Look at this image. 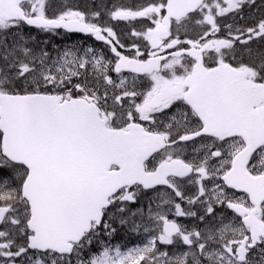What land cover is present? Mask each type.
I'll list each match as a JSON object with an SVG mask.
<instances>
[{
  "label": "snow or ice",
  "instance_id": "obj_1",
  "mask_svg": "<svg viewBox=\"0 0 264 264\" xmlns=\"http://www.w3.org/2000/svg\"><path fill=\"white\" fill-rule=\"evenodd\" d=\"M0 264H264V0H0Z\"/></svg>",
  "mask_w": 264,
  "mask_h": 264
},
{
  "label": "flooded vegetation",
  "instance_id": "obj_2",
  "mask_svg": "<svg viewBox=\"0 0 264 264\" xmlns=\"http://www.w3.org/2000/svg\"><path fill=\"white\" fill-rule=\"evenodd\" d=\"M81 2H83V0H81ZM96 2L101 3V0H96ZM102 2L104 4H107L109 7H111L113 4H142V3H146V0H102ZM260 3H261V0H256L257 6H259ZM244 14L246 16L251 15V16L258 17L260 15V11L258 10V8H254L249 13L248 8H245ZM105 19H106V17H105ZM137 26H139V25H137ZM124 28H125V25L120 24L119 26L116 27L115 30L118 32V34H122V29H124ZM125 43H130V41L127 38H125ZM121 51H124V50L122 49Z\"/></svg>",
  "mask_w": 264,
  "mask_h": 264
},
{
  "label": "rangeland",
  "instance_id": "obj_3",
  "mask_svg": "<svg viewBox=\"0 0 264 264\" xmlns=\"http://www.w3.org/2000/svg\"><path fill=\"white\" fill-rule=\"evenodd\" d=\"M40 47V46H39ZM58 57V55H57V52L54 54V56H53V59H55V58H57ZM129 235H130V233H128ZM130 239H132L130 242H133L134 240L133 239H136V237L135 236H131V238ZM116 245H118V244H116ZM119 245H121L122 246V250H127V248H131V247H134V246H136L137 244L136 243H133V244H125V243H123V244H119Z\"/></svg>",
  "mask_w": 264,
  "mask_h": 264
}]
</instances>
